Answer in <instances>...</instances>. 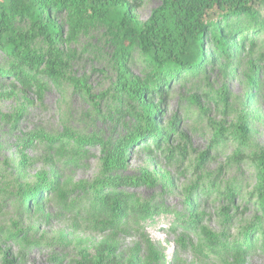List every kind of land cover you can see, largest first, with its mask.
Here are the masks:
<instances>
[{"label": "rangeland", "instance_id": "obj_1", "mask_svg": "<svg viewBox=\"0 0 264 264\" xmlns=\"http://www.w3.org/2000/svg\"><path fill=\"white\" fill-rule=\"evenodd\" d=\"M161 3L145 0L136 10L138 22L146 23ZM54 19L68 36L67 17ZM232 23L238 31L229 41L231 59L207 50L198 68L182 72L161 90L162 96L153 95L161 109L157 128L169 132L170 141L158 146L141 138L132 142L127 168L117 174L129 179L152 175V185L121 188L149 209L148 217L131 215L109 227L92 204V193L82 189L101 176L99 145L79 147L66 140L67 150L58 153L59 144L36 140L25 151L28 166L21 168L24 143L41 133L54 140L69 133L98 137L114 147L143 124L141 107L116 94L119 70L106 30L99 26L62 48L69 70L59 82L41 77V96L25 87L7 96L13 79L0 75V264H129L132 258L141 264H264V237L259 234L264 221L253 198L258 181L253 158L264 150V33L260 23L246 18ZM17 28L29 30L25 24ZM244 39L246 50L241 51ZM37 48L46 50L42 41ZM129 68L141 79L151 71L139 49ZM10 69L11 62L0 52V70ZM174 121L176 130L170 126ZM242 123L249 131L246 144L233 138L240 135ZM220 129L225 132L218 134ZM73 151L75 168L69 164L76 157ZM40 171L56 172L69 185L63 199L52 193L39 206L29 196L30 177ZM195 214L222 247L244 248L251 234L259 243L243 261L232 252L211 256L203 236L175 224L188 223ZM104 242L116 253L101 258Z\"/></svg>", "mask_w": 264, "mask_h": 264}, {"label": "trees", "instance_id": "obj_2", "mask_svg": "<svg viewBox=\"0 0 264 264\" xmlns=\"http://www.w3.org/2000/svg\"><path fill=\"white\" fill-rule=\"evenodd\" d=\"M144 1L0 0V52L11 62V69L0 70V75L13 79L10 84L11 92L7 96H13L20 87L35 88L41 96L45 89L41 77L54 82L64 79L69 70V63L64 58L62 48L77 42L81 36L89 34L95 28L103 27L113 41L114 59L119 70L116 94L119 97H128L141 107L139 118L143 124L139 129L123 143L114 147L99 140L98 137L85 138L69 133L63 139L54 140L41 133L27 140L21 150L23 164L21 168H25L29 163L25 151L36 140H43L52 146L59 144L58 153L67 150L68 141L79 147L99 145L102 151L101 176L87 185V188L84 186L82 189H88L92 193V204L97 208L99 215L105 218V227L131 215L148 217L149 209L135 203L121 188L140 184L152 185V175L144 172L141 179H129L117 174L127 168L126 159L132 142L141 138L143 141L155 142L158 146L170 141L169 132L157 128L161 109L154 102L153 95L162 96L161 90L176 80L182 72L198 68L203 63L207 50H213L219 56L231 59L229 41L233 38L234 32L238 31L233 21L246 18L258 22L262 25L264 33V0H161L160 7L153 12L147 22L140 24L136 10ZM60 15L67 17L68 36H65L54 19ZM18 24L29 26V30L19 31ZM244 34L245 31L241 36ZM252 34L251 32L248 38ZM247 40L239 42L241 51L246 50ZM40 41L44 43L45 51L37 48V42ZM136 49L141 51L151 68L145 79L134 76L129 68L130 59ZM215 62H219L217 57ZM73 83L80 91L89 94V89L81 81L74 80ZM177 125L178 121H174L170 125L171 129L176 130ZM238 130L240 135L233 138L236 137L241 143L246 144L249 134L246 123H242ZM222 132H225L224 129H220L218 134ZM73 152L76 157L69 161L71 168L78 165L77 152ZM253 161L258 172L253 198L263 216L261 221H264V150L256 154ZM1 172L0 168V176ZM30 178L32 184L28 187L31 189L29 196L32 194L39 206L43 205L44 197L52 193L63 199L66 196L65 189L69 188L56 172L40 171ZM47 191L49 192L46 194ZM190 208L194 209L193 203ZM175 224L203 236L209 253L214 257L225 251L232 252L243 261L259 243V238L251 234L244 248L241 244L231 248L226 245L222 247L196 214L188 223L176 220ZM258 227L260 223L253 227V230H258ZM259 234L264 237V232ZM6 236L8 240H12L10 234ZM260 246L264 250V241ZM99 250L101 258H104L105 253H116V248L107 242L102 243ZM154 257L157 255L154 254ZM129 264L141 262L138 258H132Z\"/></svg>", "mask_w": 264, "mask_h": 264}]
</instances>
